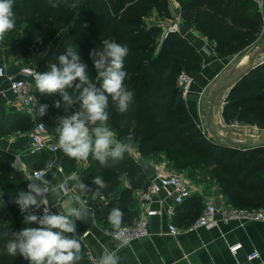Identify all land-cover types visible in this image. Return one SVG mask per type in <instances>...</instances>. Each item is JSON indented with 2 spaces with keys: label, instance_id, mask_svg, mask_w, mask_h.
Here are the masks:
<instances>
[{
  "label": "trees",
  "instance_id": "1",
  "mask_svg": "<svg viewBox=\"0 0 264 264\" xmlns=\"http://www.w3.org/2000/svg\"><path fill=\"white\" fill-rule=\"evenodd\" d=\"M175 1L180 6L183 26L214 43L215 53L221 59L239 56L263 43L262 14L251 0ZM76 2L77 7L69 9L63 3L52 8L49 0H15V26L22 29V36L14 47H7V53L21 54L30 63L34 52L40 53L50 47L49 55L37 69L43 72L48 70V62L59 67L57 57L64 54L68 46L76 47L81 60L88 65L91 81L100 87L102 79L93 67L91 50L102 49L105 39L127 47L124 84L132 91L133 100L122 113L109 97L106 124L110 130L116 132L119 140L131 135V143L138 146L143 159L154 161L163 155L174 169L187 173L197 184L214 183L229 204L249 210L264 209V147L246 149L219 142L210 133L207 121H197L189 111L179 76L185 71L196 78L202 70L203 57L181 33L160 40L163 26L158 21L171 18L169 0ZM151 14L160 18L148 22ZM37 94L41 105H48L45 115L37 114L32 120L10 114L3 120L0 134L23 132L34 123H44L58 138L57 118L77 111L79 104L65 113L63 106L60 109L53 106L54 101L62 100L58 93L48 95L37 91ZM222 115L226 124L236 122L264 130V62L252 67L231 85ZM13 159L11 155L0 153V190L9 205L8 212L0 211V264H30L19 255H8L5 247L12 233L39 226L25 224L19 206L14 203L17 193L27 189L12 169ZM50 159V154H44L40 167H45ZM88 160L93 173L99 172V177L109 184L96 197L107 200L114 197L97 211L98 221L111 226L109 212L133 202L130 191H122L119 198L115 195L119 185L117 176H134L136 187L145 188L148 179L140 164L127 154L118 163L109 160L108 166H101L91 156ZM84 184L93 191L97 187L93 181ZM121 210L123 226L129 224L130 213ZM78 239L82 244L78 264H91L84 243Z\"/></svg>",
  "mask_w": 264,
  "mask_h": 264
},
{
  "label": "crops",
  "instance_id": "2",
  "mask_svg": "<svg viewBox=\"0 0 264 264\" xmlns=\"http://www.w3.org/2000/svg\"><path fill=\"white\" fill-rule=\"evenodd\" d=\"M174 3L177 10H179V4L175 0ZM180 33L203 57L202 70L195 78L190 94L185 98L189 111L197 121L201 122L203 120L204 106L202 107L200 105V101L204 100L207 93L211 91L214 95L219 89L242 76L251 65L254 67L264 62V47H259L264 44V36L262 39L263 43L253 47L255 50L251 55H249V52L253 48L241 53L239 56L221 59L215 53L214 43L207 40L202 34L192 29H187L183 25L180 29ZM0 65L5 66L9 73H13L23 66L33 64L32 62H26L21 54L9 55L4 40L0 42ZM0 87L6 91V96L0 97V127L5 117L10 114H12V116L16 115L17 117L27 116L35 120L38 111L35 114H31L26 111L20 112L17 110L14 96L9 91V82L6 78L0 79ZM230 88L231 86L222 91L216 99L212 117L213 129L220 135H223V133L227 134V131L230 135L223 136H228L242 142L264 139H255L249 136L246 139H242L241 135H236L227 128L222 111ZM37 91L34 84L33 94L40 107L41 99ZM201 95L202 97H200ZM220 99L221 102L219 105L218 102ZM37 125L38 124L34 123L33 126L23 132L20 131L9 135L0 134V153H6L14 158L12 169L23 183H25V172L21 168H29L31 170L46 169L45 179L51 181L53 186L57 185L59 182L67 181V187L69 189L68 194L65 195L64 193H60L59 195H55L50 192L46 197L47 204L50 205L56 213H61L66 212L69 207L79 206L71 201V196L79 195L81 199L85 201L89 213L92 215V222L82 236L77 237L84 243L86 255L92 253L100 258L103 248L107 246L110 250L114 249L116 241H114L113 237L108 233V230H113L112 226H107L99 222L97 211L102 205L107 204L110 200H114V197L107 200L105 197L98 198L94 195H87L76 186L77 181L71 179L73 175H77L80 181L85 183L88 181L92 182L94 177L99 176V172L96 171L93 173L89 160L78 161L69 158L62 150L58 149L57 152L47 151L44 153L51 155L50 160L53 161V167L51 169H47L46 166L41 168L42 156L44 154H29L31 136ZM98 125L99 122H97L96 125L90 124L89 127L91 128ZM105 126H107V124ZM113 132L115 133V138L119 140L116 132ZM51 137L52 140L58 144V138L52 134ZM125 154L132 157L140 166L143 161H147L151 164H153V162L155 164H163L168 170L177 171L166 161L163 155H159L154 161L143 159L138 146L132 145L131 151ZM17 156H20V160H18ZM18 164L21 165L19 166ZM155 164L153 165L156 167ZM141 168L148 182H150L152 176L149 177L144 168L142 166ZM117 178L119 180V185L115 195L119 198L122 191H130L133 198L132 203L121 208L129 211L130 221L128 222L129 224L126 225H130L144 217L146 208H148L147 205L141 203L138 199V192L145 187H136L134 176L118 175ZM190 179L193 184H197L192 178ZM106 183L108 184L107 181ZM197 185L203 186L204 193H196L190 198L185 199L182 204L175 203L174 198L167 196L165 192H161L155 196V200L152 205H149V208L157 210L160 213L149 220V236L143 240L131 242L128 246L122 248L117 253L119 256L118 264H264V223L247 222L245 224H239L236 222H220L217 227L212 229H189L201 215L208 196H220L219 189L214 183H198ZM0 200L3 202L2 206H0V211L8 212L9 205L4 192L1 190ZM120 203L121 201L119 200L117 204L119 205ZM172 223L179 229L176 235H171L169 232V225ZM85 233L88 234L85 236ZM237 243H242L243 248L236 254H233L230 251V247ZM255 252L259 253V257L250 260L249 256Z\"/></svg>",
  "mask_w": 264,
  "mask_h": 264
},
{
  "label": "clouds",
  "instance_id": "3",
  "mask_svg": "<svg viewBox=\"0 0 264 264\" xmlns=\"http://www.w3.org/2000/svg\"><path fill=\"white\" fill-rule=\"evenodd\" d=\"M14 3L15 0H0V42L15 27ZM49 3L52 8H58L62 3L69 9L77 7L76 0H49ZM102 46V49L90 52L93 67L102 79L100 87L91 81L88 65L81 60L73 46H68L66 52L57 57L59 67L56 63L48 62V70L35 75V87L41 94L58 93L62 100L54 101L53 106L56 109L63 106L65 113L74 105L80 106L72 114L57 118L59 149L69 158L87 161L91 156L101 166H108L109 160L113 164L118 163L126 152L131 151L133 139L129 135L125 140H117L115 133L105 126L109 119V97L123 113L132 102L133 93L124 84L127 76L124 70L127 47L108 39L102 41ZM47 108L48 105H41L37 114L45 115ZM97 122L98 126L89 127ZM52 167L53 161L50 160L46 168ZM71 179L77 181L79 189L91 192L94 196H99L100 190L108 186L99 176L93 179L97 186L94 191L80 181L79 176L73 175ZM27 187V191L17 193L14 203L19 206L25 224L34 223L39 226L25 227L12 233V239L5 246L7 254L13 257L19 255L30 261V264H78L82 244L76 235L75 221L88 219L89 209L85 201L79 195H73L70 199L78 207H69L66 212L61 213H52L49 207H43V214L37 215L33 209H41V201L46 199L49 192L55 195L68 194L67 181L53 186L51 181L42 177L39 182L32 181ZM2 203L0 200V206ZM123 216L124 213L119 208H113L109 212L108 222L114 230L113 240L116 244L111 250L107 246L103 248L99 264H118L117 253L130 244V238L121 228Z\"/></svg>",
  "mask_w": 264,
  "mask_h": 264
},
{
  "label": "built area",
  "instance_id": "4",
  "mask_svg": "<svg viewBox=\"0 0 264 264\" xmlns=\"http://www.w3.org/2000/svg\"><path fill=\"white\" fill-rule=\"evenodd\" d=\"M258 6L259 11L262 14L264 22V2L263 0H251ZM165 25L164 39L170 34L180 33L182 21L180 18L169 19L167 22L163 21ZM161 25L162 22L160 20ZM39 71L33 65H26L21 67L18 71L9 73L5 66L0 65V79L6 78L9 82V91L14 96L16 108L18 111L29 112L35 114L39 110L38 101L33 94L35 75ZM194 77L183 71L179 76V84L183 89V97L187 98L191 92L194 84ZM6 96V91L0 87V97ZM240 125V124H239ZM234 122L232 127L239 126ZM59 146L52 140L44 123H38L31 136V146L29 154L41 155L45 152H57ZM20 160V156H17ZM153 164H155L153 162ZM19 166L21 164H18ZM156 171L152 175L148 186L138 192V199L141 203L148 206L144 217L138 219L130 225L121 226L125 234L130 238V243L134 241H140L149 236V220L150 218L157 216L160 212L149 208L152 205L155 196L161 192L167 193V196L173 197L175 203L182 204L185 199L190 198L192 195L199 193L203 194V186L193 184L191 179L185 172H179L175 170H168L163 164H155ZM22 167V166H21ZM19 167V168H21ZM25 172L26 189L28 190V184L32 181L39 182L43 177L45 178L46 169H29L21 168ZM43 186V185H41ZM50 193V192H49ZM48 193V194H49ZM47 194V196H48ZM42 207L40 210H35V214L42 215L43 207H49L52 213H56L54 209L47 204L46 199L41 201ZM220 222L231 223L236 222L239 224H245L247 222H259L264 223V209L249 210L245 208H238L232 204H229L225 198L220 196L210 195L207 198L205 207L203 208L201 215L190 226V230H198L200 228L212 229L218 226ZM114 230H108V233L113 237ZM169 232L171 235H176L179 232L178 227L172 223L169 225ZM88 233L85 234V236ZM243 248L242 243L234 244L230 247V251L236 254ZM259 257V253L255 252L249 256L250 260ZM87 258L91 264H99V259L92 253L87 254Z\"/></svg>",
  "mask_w": 264,
  "mask_h": 264
},
{
  "label": "water",
  "instance_id": "5",
  "mask_svg": "<svg viewBox=\"0 0 264 264\" xmlns=\"http://www.w3.org/2000/svg\"><path fill=\"white\" fill-rule=\"evenodd\" d=\"M168 5H169L168 9H169L171 18L172 19L179 18L180 13H179V10H177L174 1L169 0ZM259 47L260 48L264 47V44L259 46ZM254 50H255V48L251 49L249 52V55H251ZM49 52H50V47H48L46 50H44L43 52H40V53L34 52L33 53V59H32L33 66H35L36 68H39L41 66V64L45 61L47 56L49 55ZM252 67L253 66L251 65V67L246 72H244L243 75H245ZM239 78L234 79L232 82H230L226 86L219 89L213 95L212 100H211V104H210L208 117H207V127H208L210 133L212 134V136L215 137L216 140L219 142H225V143L230 144V145L237 147V148H246V149H255V148H261V147L263 148L264 147V139L257 140V141H250V142L237 141L231 137L220 135L212 127V117H213L215 102H216L217 97L220 95V93L222 91L226 90L228 87L233 85ZM141 166L144 168V170L146 171V173L149 177H151L156 171V167L147 161H143L141 163ZM91 222H92V215L90 213H89V217L86 221L76 220L75 221V223H76V235L78 237H81L82 234L88 228V226L91 224Z\"/></svg>",
  "mask_w": 264,
  "mask_h": 264
},
{
  "label": "rangeland",
  "instance_id": "6",
  "mask_svg": "<svg viewBox=\"0 0 264 264\" xmlns=\"http://www.w3.org/2000/svg\"><path fill=\"white\" fill-rule=\"evenodd\" d=\"M174 1V0H173ZM160 17L159 16H155V14H151L149 15L147 21L148 22H152L156 19H159ZM181 19V17H179ZM169 19H172V18H163L161 19V22H162V26H163V32H162V35H161V38L160 40L164 39V22H167V20ZM182 21V20H181ZM160 22V20L158 21ZM161 24V23H160ZM183 25V22L181 24V27ZM22 29H20L19 27L17 28L16 26L14 27L13 30H11L9 33H7L6 37H5V43H6V48L9 47H14L17 43L20 42L21 40V32ZM195 79V78H194ZM193 88V86H192ZM192 90V89H191ZM206 97L204 98V100L200 101V105L203 107L204 106V112H203V120L204 121H207V117H208V113H209V109H210V102H211V98L213 96L212 92L210 91L209 93H207V95H205ZM202 97V95L200 96ZM220 102H221V99L219 100V105H220ZM202 109V111H203ZM227 125V128L229 130H231L232 132H234V134L236 135H241L242 136V139H246L248 136L249 137H254L255 139H261V138H264V130H261L260 128H258L257 126H250V125H239V126H234L232 127L231 124H226ZM227 134H224L223 135H230L229 132L226 131ZM251 138V139H252ZM186 175L190 177V175H188L186 173Z\"/></svg>",
  "mask_w": 264,
  "mask_h": 264
}]
</instances>
